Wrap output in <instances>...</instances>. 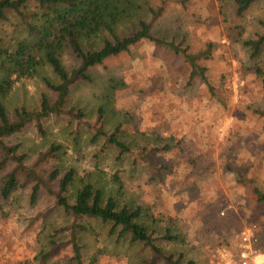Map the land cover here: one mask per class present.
Masks as SVG:
<instances>
[{"label":"rangeland","instance_id":"obj_1","mask_svg":"<svg viewBox=\"0 0 264 264\" xmlns=\"http://www.w3.org/2000/svg\"><path fill=\"white\" fill-rule=\"evenodd\" d=\"M143 1L152 6L161 2ZM225 14L236 24L234 29L224 28ZM224 15L217 0H190L185 7L170 1L152 33L183 41L192 53L213 44L205 65L225 106L211 98L198 80L188 83L189 69L181 55L143 41L129 54L111 60L108 69H93L90 82L73 84L67 109H80L85 118L51 114L43 122L45 135L29 125L12 143L21 145L20 152L28 154L29 161L51 143L63 145L61 166L77 169L71 192L84 179L105 194H115L120 202L134 198L144 202L151 216L149 224L153 218L160 219L159 227L172 225L178 231L175 241L156 240L165 255L183 253L194 264H238L239 233L254 224L260 253L257 262L264 264V207L254 202L249 185L238 183L235 177L237 168L249 184L264 191V116L257 114L264 110V88L247 70L262 63L250 62L242 45L262 31L264 0L251 5L242 18H234L228 7ZM128 26L123 22L119 30L126 32ZM64 60L66 65L71 63L67 57ZM45 77L56 81L47 66L32 78L17 81L2 100L7 112L37 107L40 94L47 93ZM111 82L117 87L111 88ZM100 107L105 110L106 130L122 122L129 138L144 133L166 139L171 149L151 157L154 167L170 168L161 179L155 177L153 168L132 164L131 157L116 160L115 150L100 152L98 143L91 142ZM149 138L154 145L155 140ZM116 174L123 181L122 190ZM51 203L43 190L37 204L29 206L27 188L15 192L8 204L0 200V264L25 259L32 264H68L69 251L64 248L45 261L33 259L47 250L50 234L66 224L61 211L49 207ZM80 223L87 226L80 234L84 264H143L152 257L145 246L118 240L108 225L86 219ZM156 264L165 262L159 259Z\"/></svg>","mask_w":264,"mask_h":264},{"label":"trees","instance_id":"obj_2","mask_svg":"<svg viewBox=\"0 0 264 264\" xmlns=\"http://www.w3.org/2000/svg\"><path fill=\"white\" fill-rule=\"evenodd\" d=\"M170 1L185 7L190 0H161L155 6L143 0H0V200L8 204L15 192L27 188L28 204L32 207L44 190L52 201L49 207L60 210L66 220L63 227L50 234L47 250L35 256L34 261H45L64 248L69 251L68 264H84L80 234L87 230V226L80 220L86 219L108 225L118 240L125 238L131 244L148 248L152 257L143 264H156L159 259H163L165 264H194L183 253L165 255L162 252L156 240L175 241L179 238L178 231L172 225L160 224L162 227H159L160 219L153 218L149 224L151 216L144 202L136 198L120 202L115 194H105L95 183L84 179L71 192L77 169H63L61 166V158L65 154L63 145L51 143L29 161V155L20 152L21 145L12 143V138L29 125L45 135L43 122L51 114L73 116L78 120L85 118L82 110L75 107L67 109L73 84L76 81L90 82L93 69H108L111 60L129 54L134 46L143 41L171 51L176 56L181 55L189 69L188 83L198 80L211 98L225 106L226 102L211 83L205 65V61L211 59L213 44L209 43L204 50L192 53L183 41L167 40L152 33L164 5ZM217 1L222 15L228 7L231 15L239 19L259 0ZM225 16L224 28L234 29L236 24L230 23ZM123 22L129 23L126 32L119 30ZM261 27L260 33L245 39L242 45L250 62L262 63L253 64L247 70L264 88V22H261ZM66 57L71 60L69 65L65 63ZM42 66L51 70L56 81L43 78L47 93L40 94L38 106H21L10 115L2 103L3 98L17 81L34 77ZM110 87L116 88V82H111ZM257 114L264 116V110H257ZM104 115L105 110L100 107L90 138L92 143H98L99 151L115 150L116 160L131 157L132 164L153 168L155 177L161 179L170 168L164 164L154 167L151 157L153 154L163 155L171 149L166 139L158 134L146 136L144 133H140L141 137L133 135L129 138L122 122L106 130ZM149 137L155 140L154 145ZM235 169L236 181L249 185L254 202L264 207L261 187L249 184L246 175ZM114 179L118 189L122 190L121 177L116 174ZM1 264H32V261L25 259Z\"/></svg>","mask_w":264,"mask_h":264},{"label":"built area","instance_id":"obj_3","mask_svg":"<svg viewBox=\"0 0 264 264\" xmlns=\"http://www.w3.org/2000/svg\"><path fill=\"white\" fill-rule=\"evenodd\" d=\"M240 250L237 254L238 264H258L260 254L256 248L258 242L257 230L254 224L244 227L239 233Z\"/></svg>","mask_w":264,"mask_h":264}]
</instances>
